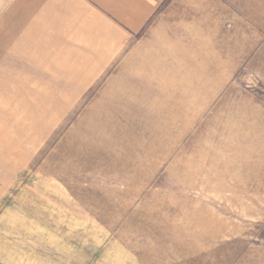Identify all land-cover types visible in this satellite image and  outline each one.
I'll use <instances>...</instances> for the list:
<instances>
[{"label": "rangeland", "instance_id": "rangeland-1", "mask_svg": "<svg viewBox=\"0 0 264 264\" xmlns=\"http://www.w3.org/2000/svg\"><path fill=\"white\" fill-rule=\"evenodd\" d=\"M10 50L0 264H264V0H165L98 76Z\"/></svg>", "mask_w": 264, "mask_h": 264}, {"label": "crops", "instance_id": "crops-1", "mask_svg": "<svg viewBox=\"0 0 264 264\" xmlns=\"http://www.w3.org/2000/svg\"><path fill=\"white\" fill-rule=\"evenodd\" d=\"M164 1L0 0V52L10 43L6 57L45 60L67 69L63 74L98 76L108 65L102 60L116 58Z\"/></svg>", "mask_w": 264, "mask_h": 264}]
</instances>
